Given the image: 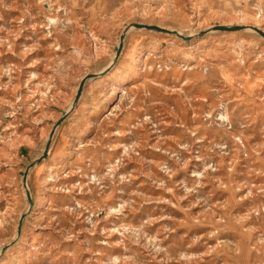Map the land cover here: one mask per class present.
Returning a JSON list of instances; mask_svg holds the SVG:
<instances>
[{"label":"rangeland","instance_id":"obj_1","mask_svg":"<svg viewBox=\"0 0 264 264\" xmlns=\"http://www.w3.org/2000/svg\"><path fill=\"white\" fill-rule=\"evenodd\" d=\"M135 24L190 38L134 27L117 56ZM246 24L264 0H0V264H264Z\"/></svg>","mask_w":264,"mask_h":264},{"label":"water","instance_id":"obj_2","mask_svg":"<svg viewBox=\"0 0 264 264\" xmlns=\"http://www.w3.org/2000/svg\"><path fill=\"white\" fill-rule=\"evenodd\" d=\"M131 27H136V28H145V29H150V30H156V31H161V32H165V33H169V34H174V35H177L183 39H189L190 37L188 36H184L183 34H181L178 30H171V29H168V28H164V27H161V26H157V25H151V24H135L134 26H129L125 29V31L123 32V34L121 35V42H120V45H119V48H118V51H117V56L121 53L123 47H124V40H125V37H126V34L130 31V28ZM243 26H240V25H234V26H228V25H222V26H219L220 29L222 30H238V29H241ZM254 28L257 32H259L261 35L264 36V31L260 28H257V27H252ZM99 74L97 73H92V74H88L86 75L83 80L81 81L80 85H79V88L77 90V94H76V97H75V100H74V105L72 107L71 110H73L74 106L78 103L81 95H82V92L84 90V86L87 82V80L89 79H94L98 76ZM71 110H68L64 115H62L57 121L56 123L54 124L53 126V129L51 131V134H50V139L48 140L47 142V145L43 151V154L37 158L35 161L31 162L27 168H26V172L24 174V187L27 191V194H28V198H29V201H30V210L32 209L33 207V198H32V195H31V192L29 190V187H28V174L30 172V170L35 166L37 165L38 163H40L43 159H45L48 154H49V151H50V147H51V144H52V141H53V138L55 136V133H56V130L59 128V126L66 120V118L69 117L70 115V111ZM26 215L24 214L22 216V220L24 219ZM21 225V224H20ZM19 231H21V226L19 228Z\"/></svg>","mask_w":264,"mask_h":264},{"label":"bare ground","instance_id":"obj_3","mask_svg":"<svg viewBox=\"0 0 264 264\" xmlns=\"http://www.w3.org/2000/svg\"><path fill=\"white\" fill-rule=\"evenodd\" d=\"M245 26H248V27H246L244 30L245 31H251V32H255L256 30L254 29V28H252V27H255L254 25H249V24H246ZM134 27H131L130 28V30L131 29H133ZM263 30V29H262ZM179 31V30H178ZM264 31V30H263ZM181 34H182V31H179ZM188 35V34H187ZM188 36H190V35H188ZM97 74H99V73H97ZM92 80V78L91 79H89V80H87V82L88 81H91ZM58 130V129H57ZM57 130H56V132H57ZM51 131V130H50ZM50 134H51V132H50ZM50 134H48V140L50 139Z\"/></svg>","mask_w":264,"mask_h":264}]
</instances>
